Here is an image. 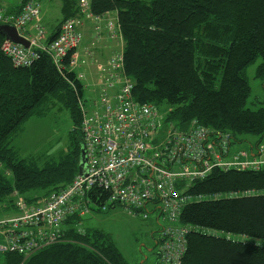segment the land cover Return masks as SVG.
I'll list each match as a JSON object with an SVG mask.
<instances>
[{
    "label": "trees",
    "instance_id": "obj_1",
    "mask_svg": "<svg viewBox=\"0 0 264 264\" xmlns=\"http://www.w3.org/2000/svg\"><path fill=\"white\" fill-rule=\"evenodd\" d=\"M22 5L16 15L3 14L16 17ZM90 7L96 16L117 14L124 42V73L133 82L136 103L167 106L166 122L178 129L196 122L231 134L235 146L248 143L255 147L250 140L261 141L264 106L256 111L248 108L251 86L247 72L256 65L253 79L264 83V0H90ZM63 8L71 9L69 0H64ZM76 12L77 4L65 20ZM4 41L0 36V205L6 212L14 210L5 219L9 220L16 218V201L21 196L26 205L33 206V194L46 199L70 184L78 172L82 149L78 135L71 155L38 168L15 156L9 148L11 136L50 98L63 103L78 131V102L84 87L68 67L71 53L62 69L41 52L28 67L15 68L1 50ZM191 193L220 199L183 210L180 222L196 232L187 237L182 264H264V169L214 171ZM89 198L88 213L91 207L100 210L107 195L95 189ZM85 216L68 218L61 228V240L28 256L0 252V264H128L104 234L88 235L81 229ZM3 228L18 233L26 230L13 229L11 224ZM231 235L246 240L228 239Z\"/></svg>",
    "mask_w": 264,
    "mask_h": 264
},
{
    "label": "built area",
    "instance_id": "obj_2",
    "mask_svg": "<svg viewBox=\"0 0 264 264\" xmlns=\"http://www.w3.org/2000/svg\"><path fill=\"white\" fill-rule=\"evenodd\" d=\"M37 0H26L20 14L5 16L0 25L13 26L19 33L32 26L42 40L45 32L39 23ZM86 0L77 2L74 17L65 20L55 39L43 48L25 38L29 49L5 40L1 50L15 68L28 67L45 53L58 68L71 53L68 67L76 63L75 51L81 43L79 29L92 19ZM97 34L100 33L96 30ZM116 68L102 79L100 97L90 107L79 101L81 121L78 127L85 152L86 175L76 174L70 184L46 199L26 205L16 201V218L0 221V252L24 255L63 238L62 227L73 216L88 214L89 194L95 189L106 192L107 199L99 209L119 206L130 216L147 221L156 219L160 238L157 244L158 264H182L187 252V237L194 228L180 222L183 210L202 201L220 198L194 197L192 188L208 179L214 171L257 172L264 168V137L257 146L259 160L247 161V153L234 150L229 133L215 131L193 122L178 129L162 116L155 105H140L132 96L133 82L124 73V62L115 58ZM256 147V148H257ZM264 160V159H263ZM26 228L23 232L4 230Z\"/></svg>",
    "mask_w": 264,
    "mask_h": 264
},
{
    "label": "rangeland",
    "instance_id": "obj_3",
    "mask_svg": "<svg viewBox=\"0 0 264 264\" xmlns=\"http://www.w3.org/2000/svg\"><path fill=\"white\" fill-rule=\"evenodd\" d=\"M86 1L89 5V9H91L90 0ZM23 2L24 0H20L19 4L22 5L24 4ZM0 12L3 13L1 10ZM90 13L93 18L83 20L85 21L83 25L89 24L91 26L93 36L90 41V43L92 42L91 45L94 46L95 39L99 42L104 36L109 43L112 42L115 44L116 51L111 53L106 61H95L96 63L92 60V55L85 57L86 53L84 51L82 55L85 60L80 59L79 63L76 50V63L73 66L74 68L71 70L73 72L75 70L78 71L83 65L86 66L87 64H92V62H94V65L96 64L95 70L97 76L100 83H102V79H106L108 73L116 68V57H120L124 62V42L122 40L117 14L115 12H106L100 16H96L92 12ZM39 17L36 23H39ZM57 17V12L51 14L52 19H57ZM41 29L43 28L41 27ZM96 30L100 33L97 34ZM32 33L29 38L26 36L24 38H28L29 40L36 42V46L40 47L39 49L43 48V46H48L53 41L52 40L51 42L46 43V33L43 40L39 35H37L36 31V34ZM82 45L83 43L78 47L79 53ZM255 69L256 65L250 67L247 72L251 86L248 108L253 111H256L261 106H264V83L253 79ZM75 75L78 81H83V76H81L80 73H75ZM90 97L92 96H88L84 92L82 94L81 101L87 105L88 101H90ZM98 98L99 97L92 100V103L97 101ZM250 102H253L254 104H250ZM159 111L160 114L164 116L165 113L169 112V109L164 105L160 106ZM75 129L76 127L72 121L70 113L64 107L63 103L57 100V98H50L42 104L36 112L34 111V114L31 117L20 125L8 142L9 148L13 150L16 154L15 156L19 160H22L26 164L43 168L63 160L67 157V155H71L74 152L77 145L76 139L78 135L80 136V132L75 131ZM250 141H254V146H256L255 144L259 142L254 139ZM259 144H257V146ZM256 147H251L248 143H242L236 145L233 149L239 150L240 152L244 151L247 153L246 160L252 161L260 159L258 152L253 153L254 148L255 151H257L260 146ZM263 159L264 157H262L261 161H264ZM32 197L34 198L35 205L45 199L37 198L43 197L42 194L38 193L33 194L30 198ZM23 198L25 199V197ZM3 204L5 205V203ZM9 211L10 212H6L4 207L0 205V221H3L13 215L12 212H14V210L12 211L9 209ZM17 213L19 212L17 211ZM80 222L81 229L88 235L97 231L108 237L114 246L121 252L128 264H158L156 243L160 238V228L156 224L155 217L149 216L147 221H143L140 217L128 215L119 206H115L113 208L107 207L105 211L97 210L95 207H91L90 213L82 218ZM227 238L237 241L246 240L232 235Z\"/></svg>",
    "mask_w": 264,
    "mask_h": 264
},
{
    "label": "crops",
    "instance_id": "obj_4",
    "mask_svg": "<svg viewBox=\"0 0 264 264\" xmlns=\"http://www.w3.org/2000/svg\"><path fill=\"white\" fill-rule=\"evenodd\" d=\"M19 1L20 0H0V10L3 11L6 15H16L19 11ZM71 3V9L66 10L63 8L64 0H43L40 1V17H39V25L44 29L46 33V38L50 41L52 38L56 37L59 32V27L61 23L67 18L68 11H75L76 4L79 0H69ZM57 12V19H52L51 14ZM18 32V31H17ZM35 33V30L32 27H28L25 29L24 32L18 34L21 37H30L31 33ZM82 40L80 45L83 43L82 47L77 48V58L78 61L85 60L82 53L85 51V57L91 56L92 60L104 62L108 59L111 53L116 51V47L114 43H109L106 37H102V40L99 42L97 39L94 40V46L91 45V37L92 36V29L91 26L88 24H84L79 30ZM32 33V34H33ZM25 39V38H24ZM47 42V41H46ZM46 44V43H45ZM44 45V44H43ZM76 52V51H75ZM85 62V61H84ZM94 62L92 64H87L86 66L80 67V70H75L76 74L80 73L83 76V81H81L84 90L88 96L90 97V101L99 97L101 91V83L97 76ZM80 63V61H79ZM86 63V62H85ZM96 63V62H95ZM89 77V78H88ZM82 93V94H83ZM88 101V102H90ZM10 212V211H7ZM14 214V212H12ZM1 240V239H0Z\"/></svg>",
    "mask_w": 264,
    "mask_h": 264
},
{
    "label": "water",
    "instance_id": "obj_5",
    "mask_svg": "<svg viewBox=\"0 0 264 264\" xmlns=\"http://www.w3.org/2000/svg\"><path fill=\"white\" fill-rule=\"evenodd\" d=\"M0 36H3L5 40L12 42L14 44L22 46L24 49H29V42L21 37L17 30L10 25H0ZM77 174L81 176L86 175V159L84 149H81L80 161L77 169Z\"/></svg>",
    "mask_w": 264,
    "mask_h": 264
},
{
    "label": "bare ground",
    "instance_id": "obj_6",
    "mask_svg": "<svg viewBox=\"0 0 264 264\" xmlns=\"http://www.w3.org/2000/svg\"><path fill=\"white\" fill-rule=\"evenodd\" d=\"M5 57V56H4ZM11 63V62H10ZM216 131V130H215ZM218 131V130H217ZM234 172H237V171H234Z\"/></svg>",
    "mask_w": 264,
    "mask_h": 264
}]
</instances>
